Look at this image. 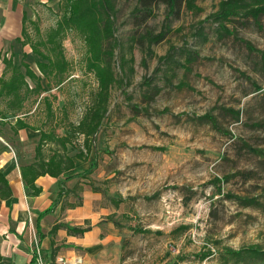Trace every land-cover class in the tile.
Returning a JSON list of instances; mask_svg holds the SVG:
<instances>
[{"label": "rangeland", "instance_id": "1", "mask_svg": "<svg viewBox=\"0 0 264 264\" xmlns=\"http://www.w3.org/2000/svg\"><path fill=\"white\" fill-rule=\"evenodd\" d=\"M42 1L27 7L28 36L13 44L14 65L25 71L22 63H28L41 84L27 96L21 112L31 126L64 135L84 115L98 80L87 68V46L79 31L70 29L56 43L49 41L69 0ZM219 1L198 0L204 10L197 14L183 10L168 22L170 31L151 46L150 55L132 40L136 0H117L112 44L118 45L114 68L119 82L111 89L107 115L93 140L96 167L91 178L98 204L111 211L102 217L121 225L120 264H223L225 247L264 248V211L223 194L264 193V156L244 145L264 150V68L261 54L241 40L264 49V17L262 27L252 19L228 24L238 38H219L216 23H201ZM164 18L165 6L160 5L148 26L159 32ZM33 47L52 58L62 52L67 71L42 74L37 62L48 60ZM159 56L166 58L159 61ZM28 81L35 87L36 81ZM181 82L186 85L179 87ZM154 86L161 91L148 99ZM0 106L5 108V100ZM230 109L240 110L239 120ZM5 113L0 116L14 120L11 112ZM207 113L217 118L220 129L200 118ZM72 139L68 153L75 155L83 137ZM234 173L238 176L222 182L219 193L214 178ZM113 199L122 201L116 205ZM182 224L189 228L174 232ZM207 250L212 254L200 260Z\"/></svg>", "mask_w": 264, "mask_h": 264}, {"label": "trees", "instance_id": "2", "mask_svg": "<svg viewBox=\"0 0 264 264\" xmlns=\"http://www.w3.org/2000/svg\"><path fill=\"white\" fill-rule=\"evenodd\" d=\"M198 0H136L135 5L131 10L133 17V26L135 28L132 35L139 46H146L148 53L152 55L151 46L163 41L170 25L168 24L173 18H179L183 10H188L193 13H200L204 9L197 3ZM160 5L165 6L164 28L159 32H154L149 26L148 21L156 17L157 8ZM118 13L117 0H69L68 10L62 18L57 22V26L51 29L49 33V41L57 42V38L62 36L67 30L75 29L84 37L87 46V68L93 72L98 80V90L91 99V103L86 107L84 115L76 124H72V133H65L58 135L55 131H46L40 127H33L22 119L17 118L16 125L19 127H31L33 129L41 130V138L36 147V161L30 165L22 166V177L25 183L27 193L38 195L42 189L37 186L36 180L42 175H51L53 177L64 176L71 178L75 175H80L82 178H88L90 184L95 191L97 187L93 183L91 174L96 167V162L90 161V166L80 173L75 174L76 166L74 158L82 161H89L93 148V140L99 133L103 120L105 119L110 103L111 89L119 82L114 68V56L117 44H112L115 39L117 30L116 20ZM264 17V0H220L215 11L210 13L205 19L201 21H212L217 24L219 38L226 35H235V29H231L228 24H234L242 19L247 22L252 19L255 23L262 27V18ZM26 18L23 22L22 38H18L19 42L24 43L25 37L28 36L26 31ZM26 40V39H25ZM246 47L251 51H258L261 54L262 64L264 68V49H258L252 42L241 39ZM33 51L41 56L37 66L42 74L48 75L53 72L64 73L67 71L68 62L66 61L62 52L52 58L50 54H46L37 48L33 47ZM166 57L159 56L158 60L162 61ZM5 70L0 76V100H5L6 106H0V113L4 116L6 111L17 114L24 108L25 100L31 93H35L38 88H41L39 82L40 76L30 67L28 63H22L25 66V71H22L21 65H14L12 58L5 57L3 60ZM146 61L144 60V63ZM190 60H188V63ZM124 63V59L122 61ZM10 72L9 77H5L6 72ZM28 79L36 81L35 87H31ZM151 82H148L150 85ZM186 84L181 82L179 87ZM188 86V85H187ZM153 95H146L148 99L154 98L161 88L153 87ZM147 98V97H145ZM135 109L139 107L134 105ZM5 110V111H4ZM237 120L240 117V110L230 109ZM202 119H207L212 126L220 129L218 120L210 113L202 115ZM74 138L83 137L82 148L78 150L75 155L68 153V145L73 143ZM250 151L258 155L264 156V150L255 149L247 143H244ZM47 147V148H46ZM47 149V150H46ZM238 176L234 173L223 178L215 177L212 183L217 185L219 193H222L221 183L229 180L231 177ZM228 199L236 200L243 206H251L264 211V193L261 196H243L231 192L223 193ZM12 195L11 187L8 179L0 171V196L8 198ZM116 205L122 199H113ZM112 220V218H111ZM117 228L121 225L114 222ZM62 226V223L54 225L53 233ZM69 230H74L78 233H83L87 229L82 227H70ZM189 228V225L182 224L178 226L176 231H184ZM221 258L223 264H228L229 261H234L235 264L244 262L245 264H264V248L260 245H249L242 248L225 247L221 251ZM212 254L211 250L204 251L200 254V260H204ZM2 256L0 254V261ZM34 260L29 264H33ZM173 264H178L174 262Z\"/></svg>", "mask_w": 264, "mask_h": 264}, {"label": "crops", "instance_id": "3", "mask_svg": "<svg viewBox=\"0 0 264 264\" xmlns=\"http://www.w3.org/2000/svg\"><path fill=\"white\" fill-rule=\"evenodd\" d=\"M42 2L0 0V76L5 70L4 58L14 62L13 44L22 38L24 19L29 18L27 7ZM11 114L13 121L0 116V171L12 191L8 198L0 196V264H29L33 260L35 264L36 248L47 264H56L58 258H80L77 264H120V229L113 220L102 217L111 211L107 213L98 204L99 194L88 178L42 175L36 180L42 191L27 193L21 167L36 161L41 130L17 126V118L28 123L26 114ZM92 156L89 161L74 158L75 174L90 166ZM58 223L62 226L53 233ZM68 226L87 230L78 233Z\"/></svg>", "mask_w": 264, "mask_h": 264}, {"label": "built area", "instance_id": "4", "mask_svg": "<svg viewBox=\"0 0 264 264\" xmlns=\"http://www.w3.org/2000/svg\"><path fill=\"white\" fill-rule=\"evenodd\" d=\"M79 262H81L80 258H75L74 260L71 261L70 260L66 261L64 258H58L56 264H77ZM35 264H47L43 258L41 251L38 248H36L35 251Z\"/></svg>", "mask_w": 264, "mask_h": 264}]
</instances>
